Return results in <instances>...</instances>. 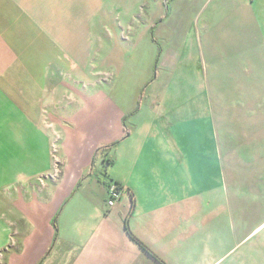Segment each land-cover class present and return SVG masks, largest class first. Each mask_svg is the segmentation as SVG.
I'll return each instance as SVG.
<instances>
[{"label":"crops","instance_id":"1","mask_svg":"<svg viewBox=\"0 0 264 264\" xmlns=\"http://www.w3.org/2000/svg\"><path fill=\"white\" fill-rule=\"evenodd\" d=\"M203 13L0 0V264H264V27Z\"/></svg>","mask_w":264,"mask_h":264},{"label":"rangeland","instance_id":"2","mask_svg":"<svg viewBox=\"0 0 264 264\" xmlns=\"http://www.w3.org/2000/svg\"><path fill=\"white\" fill-rule=\"evenodd\" d=\"M81 4V1L79 2ZM107 7V5H106ZM199 7H202L203 14L200 15L198 21H204L210 23L212 26H218L219 29H227V27H235V30H231V34L234 33L235 36L232 41L236 42V46H241L247 43L246 35L249 34V30L254 27L260 29L264 27V18L257 15L254 12V7L264 8L263 1H250V0H199ZM145 17L144 13L136 14L130 17L129 20H143ZM109 19V29L108 35L114 34L110 31L121 23V18L116 14L111 19ZM125 30L123 33L125 34ZM242 36V39L239 37ZM118 41H121L119 39ZM109 55H112L111 58L115 56V50H110ZM262 137H264V123H263V132Z\"/></svg>","mask_w":264,"mask_h":264},{"label":"built area","instance_id":"3","mask_svg":"<svg viewBox=\"0 0 264 264\" xmlns=\"http://www.w3.org/2000/svg\"><path fill=\"white\" fill-rule=\"evenodd\" d=\"M124 194V188L116 183V182H109L108 184V207H114L117 202H119Z\"/></svg>","mask_w":264,"mask_h":264},{"label":"trees","instance_id":"4","mask_svg":"<svg viewBox=\"0 0 264 264\" xmlns=\"http://www.w3.org/2000/svg\"><path fill=\"white\" fill-rule=\"evenodd\" d=\"M165 2H166V6H167V8H169V2H170V0H165ZM114 146H115V145H109V146H105V147L100 148V149L96 152L94 160L96 161L101 155H105V153H106L108 150H111ZM104 160H105V167H106V168H108L109 166H111V165L114 163L113 159L108 158V157H106ZM130 235L133 237V239L137 240V238H136L132 233H131ZM145 247H146V246H145ZM146 248H147V247H146ZM164 264H165V263H164Z\"/></svg>","mask_w":264,"mask_h":264}]
</instances>
